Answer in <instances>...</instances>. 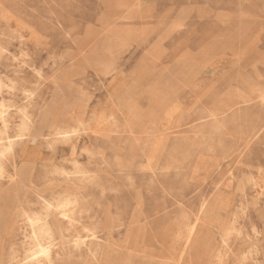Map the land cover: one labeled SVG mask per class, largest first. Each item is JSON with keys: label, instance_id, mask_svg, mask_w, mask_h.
I'll use <instances>...</instances> for the list:
<instances>
[{"label": "rangeland", "instance_id": "rangeland-1", "mask_svg": "<svg viewBox=\"0 0 264 264\" xmlns=\"http://www.w3.org/2000/svg\"><path fill=\"white\" fill-rule=\"evenodd\" d=\"M0 46L19 172L0 178V261L25 251L9 214L74 194L54 170L77 163L70 237L52 215L66 251L85 236L71 264H264V0H0ZM41 96L92 128L23 131Z\"/></svg>", "mask_w": 264, "mask_h": 264}, {"label": "bare ground", "instance_id": "bare-ground-1", "mask_svg": "<svg viewBox=\"0 0 264 264\" xmlns=\"http://www.w3.org/2000/svg\"><path fill=\"white\" fill-rule=\"evenodd\" d=\"M3 86H4V82L3 79L0 77V94L2 93ZM250 98L256 99L255 101H253L255 102V105H261V104L264 105V92H262L261 90L259 93H255V95ZM32 100H30L22 110L23 121L21 124V129L23 131H30L34 135L40 136V135H44V131H46L47 129H51L52 131H54L55 135H58L59 138H62V143L64 144L67 143L70 140V138L75 135L74 133L76 132L75 130L77 128H87V129L92 128L91 127L92 123H86L82 121L80 115L78 117L72 116L68 121H66L65 123L66 125L64 124L65 126L63 127L55 120L49 118L50 116L49 112L48 113L44 112V109L47 106L46 99L44 96H41L38 101H32ZM8 108L9 106L7 105L5 99H2V101L0 102V110H1L0 113H1V117L4 120L3 122L4 131L0 132V178L10 177V175L12 178L15 175H19L18 165L16 160L17 156L13 155L10 158L8 157V155L11 154L14 144L16 142V139L8 135L9 126L7 124V120L5 117V115L8 113ZM116 115L115 117H117ZM39 118H41V121H39ZM103 121H106V118ZM125 123H126V127L129 128L131 132L135 134V130L131 128V122L125 121ZM262 125L263 123H258L256 125L251 137L255 136L258 133L259 129L262 128ZM3 140H6V142ZM6 158H8L9 160L8 159L5 160ZM26 159L30 160L29 155L27 154H26ZM74 164H75L74 165L75 171L72 173H68L63 169H55L54 173H58L67 180H69L70 182H66V187L75 188L76 194L75 193L69 194L68 192L59 193L54 195L52 200L47 199L44 196L40 195L41 204H43L41 211L29 212L26 211L25 209H22L18 214V216L13 218L12 217L10 218L11 213L9 214V218L8 220H6V223L12 226L11 230L14 229L15 227H18L19 229L22 230V234L25 239L23 241V246L25 247V251L24 254H22V256L18 255L19 252L16 248L17 243L15 244V242H13L12 240L13 234L11 233L8 237V240L10 241L11 246H14V244L15 246L13 247L12 250H10L8 260L6 259V261L4 260L0 261V264H19V262L16 261L18 257H23L22 259H19V261L21 260L20 261L21 264H71L72 262H76V261L71 259L70 256H74L73 258L77 256L80 257L83 256L81 254L82 251H77V250H79V248H81L84 245L86 241L85 236H83L80 233L77 237L73 238L72 243L69 245V250L66 251L63 244L65 240L63 238L64 233L61 232V228L57 225V223H55L56 219L52 218V215H55L57 217V219L60 221L61 225L64 228L65 235L70 237L71 232L75 227V222L77 221V216H76L77 209L75 208L76 205L80 204L79 197L77 195L79 188H77L76 184L78 180H81L83 182L85 180L90 179V177L86 175V173L82 170L79 164L77 163ZM9 166L12 167L14 172L13 174L9 172L8 170ZM72 175H76L78 179H75L76 176H74V178L71 179ZM79 183L80 182H78V184ZM87 246L89 248L88 252H90V254H92L93 256L92 258L96 260L97 259L96 251L90 247L91 243ZM255 251L256 250H254V252ZM252 253L253 251L251 252V254ZM245 257L247 258V256Z\"/></svg>", "mask_w": 264, "mask_h": 264}]
</instances>
